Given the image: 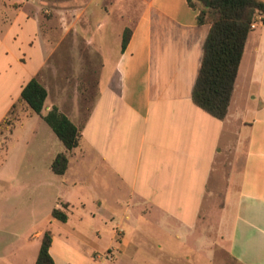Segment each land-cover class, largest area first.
<instances>
[{
  "label": "crops",
  "instance_id": "1",
  "mask_svg": "<svg viewBox=\"0 0 264 264\" xmlns=\"http://www.w3.org/2000/svg\"><path fill=\"white\" fill-rule=\"evenodd\" d=\"M39 2L68 16L60 0H4L0 7L4 53L9 39L36 50L16 56L19 71L0 57V126L61 47L54 38L76 25L43 30ZM89 2L81 0L75 23L95 16ZM100 11L110 23L96 47L111 60L107 83L80 125L67 172L56 175L51 163L43 179L54 202L50 215L58 208L68 216L50 221L62 232H52L55 264H219L222 255L264 264L261 18L248 37L229 113L219 120L193 101L210 25H199L188 0H129L118 19L105 6ZM126 29L131 39L122 51ZM87 31L78 30L80 41L70 45L80 46ZM53 107L71 116L55 103L47 111ZM47 230L33 235L40 247Z\"/></svg>",
  "mask_w": 264,
  "mask_h": 264
},
{
  "label": "rangeland",
  "instance_id": "2",
  "mask_svg": "<svg viewBox=\"0 0 264 264\" xmlns=\"http://www.w3.org/2000/svg\"><path fill=\"white\" fill-rule=\"evenodd\" d=\"M3 1L0 0V7ZM60 1V6L67 10L64 11L67 17H56L58 11L50 4L39 2L43 30L76 24L66 38L62 39L60 35L54 38L55 42H63L56 54L47 59L50 50H46L47 62L37 76L49 92L43 115L48 112L47 106L55 103L69 113L75 123L82 125L111 71L107 50H96L99 47L98 37L110 26L107 14L100 11V6H105L111 17L118 19L129 0H89V7L95 10V16H85L77 23L75 20L81 0ZM48 23L50 25H46ZM83 27H87L88 31L82 34V46L77 44L72 47V42L80 41L77 31ZM2 39L0 27V43ZM118 41L117 37L112 38L110 44L116 45ZM9 43L11 49L7 55L4 51L8 50L0 44V57L8 58L13 70L19 71L16 56L24 52L36 53V50L26 46L19 48L10 39ZM42 55L41 50L38 56ZM5 119L0 126V264H27L39 252L40 240L33 236L37 231L47 228L57 235L62 233L50 224L53 218L49 207L54 202L49 198L52 192L48 190L44 176L59 153L70 157L72 152L75 154L77 151H68L42 116L34 113L24 102H17ZM218 261L219 264H237L225 255L220 256Z\"/></svg>",
  "mask_w": 264,
  "mask_h": 264
},
{
  "label": "trees",
  "instance_id": "3",
  "mask_svg": "<svg viewBox=\"0 0 264 264\" xmlns=\"http://www.w3.org/2000/svg\"><path fill=\"white\" fill-rule=\"evenodd\" d=\"M188 3L199 12V25H210L201 68L193 89V101L213 117L224 120L229 113L248 37L259 17L264 25V1L188 0ZM130 39L131 31L126 29L122 51L127 48ZM48 97L47 88L38 78H33L24 87L18 102L26 103L34 113L41 115L68 151L78 148L82 139V126L57 107L43 115ZM15 107L16 104L12 110ZM51 167L56 175H64L69 167L68 155L58 154ZM52 216L62 222L68 220L67 214L58 208L53 210ZM52 243V231L47 230L42 238L36 264H55L51 255Z\"/></svg>",
  "mask_w": 264,
  "mask_h": 264
},
{
  "label": "built area",
  "instance_id": "4",
  "mask_svg": "<svg viewBox=\"0 0 264 264\" xmlns=\"http://www.w3.org/2000/svg\"><path fill=\"white\" fill-rule=\"evenodd\" d=\"M256 23H257V22H256ZM256 23L254 24V26L256 25ZM118 229H119V228H118ZM118 229H117V232H119V233H120V232H121V230H120V229L118 230Z\"/></svg>",
  "mask_w": 264,
  "mask_h": 264
}]
</instances>
